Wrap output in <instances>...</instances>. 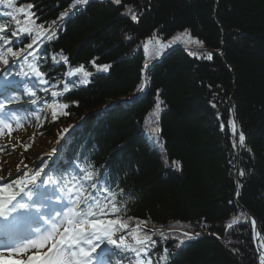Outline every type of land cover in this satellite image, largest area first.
Instances as JSON below:
<instances>
[{"label":"trees","instance_id":"1","mask_svg":"<svg viewBox=\"0 0 264 264\" xmlns=\"http://www.w3.org/2000/svg\"><path fill=\"white\" fill-rule=\"evenodd\" d=\"M29 3L36 24L57 21L56 37L27 49L31 39L11 37L16 25L5 15L11 9L0 4L6 38L22 57L9 54V64L0 61V77L23 89L15 93L20 99L37 101L38 138L58 140L78 126L62 145L59 166L48 169L49 178H67L90 165L110 184L124 202L122 222L129 231L139 229L137 238L146 233L155 242L148 255L121 251L128 264L140 257L142 264H257L244 209L264 239V0H88L78 10L73 0H15L14 7ZM14 14L23 26L22 15ZM208 53L212 60L204 58ZM29 65L42 70L47 82L22 75L31 73ZM81 65L87 84L80 83L83 73L68 75ZM53 91L63 95L52 97ZM157 98L163 102L159 110ZM58 104L68 107L53 119L50 106ZM232 110L238 133L245 135L238 165L227 127ZM233 217L242 223L229 229Z\"/></svg>","mask_w":264,"mask_h":264},{"label":"snow or ice","instance_id":"2","mask_svg":"<svg viewBox=\"0 0 264 264\" xmlns=\"http://www.w3.org/2000/svg\"><path fill=\"white\" fill-rule=\"evenodd\" d=\"M88 0H73L72 8L73 10H78L77 5H84ZM114 3L120 4L121 0H113ZM15 0H0V4H3L7 9H11L6 12L5 15L10 17L16 25V28L11 31V37L19 38L21 36H28L31 39L26 48L31 49L34 45H37L45 38L47 40L55 39L57 27V21H52L49 26L44 24H36V14L31 11L34 4L29 3L26 7H14ZM131 11V9H129ZM14 13H20L23 17V26H21V19L18 18ZM69 15V12L61 13L58 18L60 21L63 20L65 16ZM133 21L138 20V14L133 12L131 15ZM9 31V25L7 23H0V61L3 64H9L7 56L10 54L12 57H16L17 60L21 59V53L14 50L11 46L13 40L6 38V34ZM187 32V30H185ZM200 43V42H198ZM24 51V50H21ZM31 54V53H29ZM190 55L197 56V53H190ZM200 58V57H198ZM208 60H212L213 56L211 53L206 54L204 57ZM17 60H13L12 63H16ZM60 60L64 63L68 62V58L61 56ZM95 64V61H92ZM31 68V73H22L24 76L32 75L38 82L46 83L44 80V73L42 70L29 65ZM108 65L102 66L104 71L108 70ZM148 65H145V69ZM83 73V79L80 83L87 84L89 81L87 77L89 73L84 71V66L81 65L73 70H71L68 75H76ZM17 75H21L18 73ZM144 85L141 84L139 90H143ZM64 91H70L67 84L64 85ZM25 94L30 96H35L34 91L29 92L25 89ZM52 97L62 96L63 92L53 91L51 93ZM20 100L19 96H11L7 98V103H13ZM36 104V100L31 101ZM163 102L157 98L156 109H160V105ZM216 107L215 104L212 105ZM52 107L53 119L57 117L58 109H66L67 104H58ZM6 104L4 101H0V112H3V118L0 119V125L8 127V121L10 114L4 111ZM231 112V109H229ZM63 114H67L66 112ZM219 118V117H218ZM15 119V116H12ZM18 122V121H17ZM221 131L225 130L226 125L221 124ZM227 127L231 129L233 133V138L236 137V125L233 119L227 121ZM155 132H159V128L154 129ZM238 145L239 147H244L245 145V135L240 132L238 133ZM233 147H237V143L233 144ZM27 150V147L25 148ZM250 151V149H249ZM53 159V166H59V159ZM179 165V162H174ZM90 165L85 167H78L77 174L68 176L67 178L61 174L58 178H50L46 183L59 185V193L57 196L58 202L64 203V210L62 212H57L55 216L51 217L50 220H44V224L48 225L45 229H35L34 236L36 239H27L16 241L15 244L5 245L0 247V253L5 251L9 253L21 254L29 251L31 248H36L37 252L35 255L28 256L27 261L24 260H13L11 264H93L96 260L97 264H108V261L103 259V257L109 254H114L116 250L119 251H133L139 257L142 254L148 255L149 244L154 245L155 242L151 240V236L146 233L142 238H137L136 233L139 229L134 228L129 231L127 222H122L121 217L123 216L124 202L118 199L117 194L112 190L110 184L103 179L95 169L92 168L89 171ZM19 170V169H18ZM246 173L243 170L239 171L240 176H244ZM25 179L13 178L12 181H8L5 178L0 177V217H7L11 212L15 211V206L11 209L8 205L15 200L17 192L15 189L23 191L24 186L29 183H35L40 172H36L34 175H30L27 172L24 173ZM89 188L91 189L89 191ZM240 185L237 186V195H239ZM229 203H232L230 201ZM20 208L26 207L24 204L19 205ZM126 207V205H125ZM109 217H115V219H110ZM43 219V218H41ZM131 219V218H129ZM140 223H145L141 221ZM242 223L236 217H233L231 222L227 225V228H232L233 226H238ZM62 228V231L60 230ZM252 230L253 238L256 239L259 236V232L256 229V222L252 220ZM120 231L122 234L117 238L115 233ZM132 235L135 240V246L125 244V236ZM185 237L191 239L193 238L190 234L184 233ZM199 235V234H197ZM107 242L99 254H96L97 249L101 247L102 244ZM181 243L183 241L181 240ZM260 243V253H259V264H264V240L258 241ZM50 245V246H49ZM113 246V247H108ZM41 253L40 249H45ZM167 253V249H165ZM94 254H96L94 256ZM161 260L166 261L167 256H162ZM137 264H142L138 261ZM147 264H151V260L147 261Z\"/></svg>","mask_w":264,"mask_h":264},{"label":"rangeland","instance_id":"3","mask_svg":"<svg viewBox=\"0 0 264 264\" xmlns=\"http://www.w3.org/2000/svg\"><path fill=\"white\" fill-rule=\"evenodd\" d=\"M170 45H172V43L167 44V46ZM0 87H1V83H0ZM112 103L113 101L109 102L108 106H111ZM16 108L21 109L23 112L19 114L20 116L24 117L22 119V122L21 121L13 122V126H8L0 129V177L5 179H8L12 175L19 172L24 166L23 163H26L27 167L29 166L35 167L36 165H38L37 163L38 157L41 154L45 153L46 151V150H42V147L44 146L52 147V145L55 144L56 141V140L50 141L46 138H38L35 135L34 129L32 127V117L31 115L27 114L28 112L27 110L33 109V104H24L23 106ZM19 112L21 111H18V113ZM26 147L27 150H25ZM40 182H41L40 179H36L35 183H29L25 185L23 191H20L19 189L16 191L17 192L16 198L11 203V208H13L14 206L16 208V210L13 212H21L24 214H29V211L25 212V207L20 208L19 205L24 204L26 206L25 201L27 198H30L29 201L32 203L35 201L37 196L33 195L31 191L37 189ZM49 192L53 193L51 199L57 198V196L60 195V193H55V191H51V189H49ZM42 201L45 200L42 199ZM121 234L122 233L120 231H117L115 233L114 238H117L118 240V237ZM125 243L126 244L131 243V240L127 236H125ZM44 250H46V248L40 249L39 251H44ZM36 252H37L36 248H31L29 251L25 253H21V254L15 253L13 254V256L15 258H22L34 254ZM116 252L117 250L115 251L114 254H109V257L110 255L111 256L116 255ZM113 264H116V262H114Z\"/></svg>","mask_w":264,"mask_h":264},{"label":"water","instance_id":"4","mask_svg":"<svg viewBox=\"0 0 264 264\" xmlns=\"http://www.w3.org/2000/svg\"><path fill=\"white\" fill-rule=\"evenodd\" d=\"M232 116H233L232 118H233V120H234V122H235V125H236V131H237V135H236V137H235V141H236V143H237V147H236V160H237V165H238V163H239V158H240V147H239V145H238V125H237V122H236V119H235L234 111H233V110H232ZM244 210L246 211V213H247L248 216L250 217L251 222H252L253 219H254L255 222H256V229H257V231L259 232V236H258L256 239H254V246H255L256 252H257L258 257H259L260 246H259L258 241H259V240H264V239H263V237H262V235H261V232H260V230H259V226H258L257 220H256V218L254 217V215H253L251 212H249L248 210H246V209H244ZM257 264H259V260H258V263H257Z\"/></svg>","mask_w":264,"mask_h":264},{"label":"bare ground","instance_id":"5","mask_svg":"<svg viewBox=\"0 0 264 264\" xmlns=\"http://www.w3.org/2000/svg\"><path fill=\"white\" fill-rule=\"evenodd\" d=\"M8 207H11V204L8 205ZM19 217V214H15L14 213H10V215L7 217V219L5 220H0V226H4V225H8V224H12V222ZM11 228H13V226L10 227V230H12ZM260 241V240H259ZM259 246H260V243H259ZM43 253V252H41ZM35 255V254H33ZM32 256V255H31ZM28 257L24 258L23 260L25 261ZM9 260H15L13 258H0V262H7Z\"/></svg>","mask_w":264,"mask_h":264}]
</instances>
